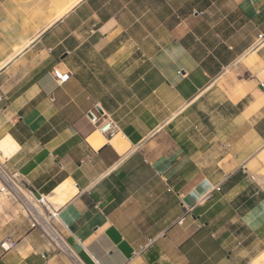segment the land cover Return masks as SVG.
Returning a JSON list of instances; mask_svg holds the SVG:
<instances>
[{"label": "crops", "instance_id": "1", "mask_svg": "<svg viewBox=\"0 0 264 264\" xmlns=\"http://www.w3.org/2000/svg\"><path fill=\"white\" fill-rule=\"evenodd\" d=\"M7 135L86 264H264V0H0ZM8 212L0 264H72Z\"/></svg>", "mask_w": 264, "mask_h": 264}, {"label": "built area", "instance_id": "2", "mask_svg": "<svg viewBox=\"0 0 264 264\" xmlns=\"http://www.w3.org/2000/svg\"><path fill=\"white\" fill-rule=\"evenodd\" d=\"M89 115L106 137L112 138L118 134L117 122L108 118L100 106H97L95 112L90 111ZM3 198L16 202L30 227L39 229L56 250L65 253L70 258L72 264H86L54 224L52 220L54 214L46 210V198L37 195L32 188L24 185L17 173H12L6 167L5 160H0V199ZM16 244L17 241L14 238L7 237L0 242V248L7 252L15 248Z\"/></svg>", "mask_w": 264, "mask_h": 264}, {"label": "bare ground", "instance_id": "3", "mask_svg": "<svg viewBox=\"0 0 264 264\" xmlns=\"http://www.w3.org/2000/svg\"><path fill=\"white\" fill-rule=\"evenodd\" d=\"M18 147L19 145L17 144V142L10 135H7L6 137L0 140V154H1L0 156L9 157L12 153H14L17 150ZM1 209H4V206L3 204L0 203V210Z\"/></svg>", "mask_w": 264, "mask_h": 264}, {"label": "rangeland", "instance_id": "4", "mask_svg": "<svg viewBox=\"0 0 264 264\" xmlns=\"http://www.w3.org/2000/svg\"><path fill=\"white\" fill-rule=\"evenodd\" d=\"M5 159H6V157L0 156L1 161H4ZM0 203L3 204V206H4V209L0 210V217L3 215H5L6 217H10L8 210H12V212H14L16 215L21 212L20 206L16 202H14L10 199H6V198L0 199ZM0 224H1V222H0Z\"/></svg>", "mask_w": 264, "mask_h": 264}]
</instances>
